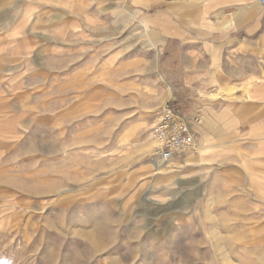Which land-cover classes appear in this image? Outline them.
<instances>
[{
    "label": "rangeland",
    "instance_id": "obj_1",
    "mask_svg": "<svg viewBox=\"0 0 264 264\" xmlns=\"http://www.w3.org/2000/svg\"><path fill=\"white\" fill-rule=\"evenodd\" d=\"M216 5L0 0V264H264V59L242 97H176L161 44ZM167 104L210 148L158 172Z\"/></svg>",
    "mask_w": 264,
    "mask_h": 264
},
{
    "label": "crops",
    "instance_id": "obj_2",
    "mask_svg": "<svg viewBox=\"0 0 264 264\" xmlns=\"http://www.w3.org/2000/svg\"><path fill=\"white\" fill-rule=\"evenodd\" d=\"M212 1L218 3V8L210 10L202 17L198 11H170L172 16L177 18L179 26L171 29L169 35L162 37L161 44L165 50L171 52V58H174V52L177 53L176 58L169 60L173 66L170 70L171 81L177 85L174 88L176 97L197 98L203 96L201 92L205 96L217 95L220 92V97H242L239 88L244 82L259 75L257 65L260 58L264 59V25H259V18L253 14L258 0ZM245 16L252 19L251 24L245 25L242 20ZM207 17L210 18L209 23L202 25L201 19ZM143 24L148 27L146 22ZM149 41L150 45L158 50L157 40L149 37ZM248 60L254 68L243 71V64H247ZM180 111L182 112L181 109ZM236 112L238 113V110ZM239 117L243 120L233 115V119L244 121L243 124L248 123V117ZM192 130L193 146L195 142L198 145L201 142L206 143L204 139L199 138L202 134L199 133V137L194 136L197 133L194 126ZM200 148L203 153L210 146L200 145ZM201 152L198 154H202ZM186 157L188 156H183Z\"/></svg>",
    "mask_w": 264,
    "mask_h": 264
},
{
    "label": "built area",
    "instance_id": "obj_3",
    "mask_svg": "<svg viewBox=\"0 0 264 264\" xmlns=\"http://www.w3.org/2000/svg\"><path fill=\"white\" fill-rule=\"evenodd\" d=\"M264 4V0H261ZM195 122L200 118L196 116ZM192 122L174 105L167 104L157 115L151 127L154 156L157 162L167 163L184 149L193 145Z\"/></svg>",
    "mask_w": 264,
    "mask_h": 264
},
{
    "label": "bare ground",
    "instance_id": "obj_4",
    "mask_svg": "<svg viewBox=\"0 0 264 264\" xmlns=\"http://www.w3.org/2000/svg\"><path fill=\"white\" fill-rule=\"evenodd\" d=\"M152 138V137H151ZM193 141H194V139H193ZM194 143V142H193ZM196 143V142H195ZM197 144V143H196ZM195 144V145H196ZM197 148H199L198 146H196ZM193 148V147H192ZM196 148V149H197ZM189 149V148H188ZM187 149H184L179 155H177L175 158H173V159H171L170 161H168L167 163H165L166 165L168 164V163H170V162H172L173 160H175V159H177V158H179L182 154H183V152L184 151H186ZM188 151V150H187ZM192 155V154H191ZM188 157H190V156H188ZM188 157H186V159L188 158ZM183 159V158H182ZM169 165V164H168ZM168 165H167V167H168ZM155 167H156V169H157V171L158 172H161V170L164 168V165L162 164V163H160V162H157V164H155Z\"/></svg>",
    "mask_w": 264,
    "mask_h": 264
}]
</instances>
